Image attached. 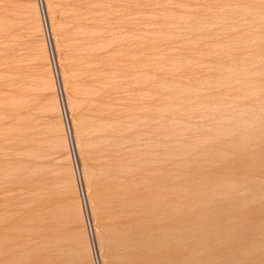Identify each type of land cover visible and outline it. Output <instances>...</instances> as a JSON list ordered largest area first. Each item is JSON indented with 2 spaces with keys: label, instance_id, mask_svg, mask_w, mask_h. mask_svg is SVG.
Wrapping results in <instances>:
<instances>
[{
  "label": "rangeland",
  "instance_id": "obj_1",
  "mask_svg": "<svg viewBox=\"0 0 264 264\" xmlns=\"http://www.w3.org/2000/svg\"><path fill=\"white\" fill-rule=\"evenodd\" d=\"M0 264H264V0H0Z\"/></svg>",
  "mask_w": 264,
  "mask_h": 264
}]
</instances>
